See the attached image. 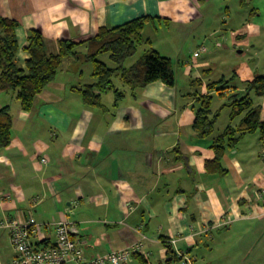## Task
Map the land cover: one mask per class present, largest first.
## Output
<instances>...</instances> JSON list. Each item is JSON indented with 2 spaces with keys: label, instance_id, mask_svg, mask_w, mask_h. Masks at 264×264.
Returning <instances> with one entry per match:
<instances>
[{
  "label": "crops",
  "instance_id": "1",
  "mask_svg": "<svg viewBox=\"0 0 264 264\" xmlns=\"http://www.w3.org/2000/svg\"><path fill=\"white\" fill-rule=\"evenodd\" d=\"M0 16L19 23L23 67L31 30L41 31L49 54L60 52L62 40L76 52L31 110L14 92H0V109L9 105L13 114L11 143L0 152V222L33 216L44 224L35 240L50 244L53 223L67 218L88 258L142 243L139 257L125 264H166L168 245L194 264H264V140L259 132L244 135L227 149L221 174L207 167L218 135L199 137L193 127L212 80L205 68L232 59L236 79L224 91L226 104L264 74V0H0ZM143 16L155 17L145 37L150 28L176 34L150 38L175 65L187 66L188 86L180 89L176 73L174 86L158 80L129 89L117 107L112 91L103 93L107 109L87 105L80 88L95 82L91 40L101 28ZM159 43L180 52H163ZM202 45L207 50L194 59ZM254 98L264 121V96ZM14 256L10 230L0 226V264Z\"/></svg>",
  "mask_w": 264,
  "mask_h": 264
},
{
  "label": "trees",
  "instance_id": "2",
  "mask_svg": "<svg viewBox=\"0 0 264 264\" xmlns=\"http://www.w3.org/2000/svg\"><path fill=\"white\" fill-rule=\"evenodd\" d=\"M155 17L143 16L128 20L114 28H101L98 35L91 40L92 50L87 59L93 63V76L95 82L80 88L84 102L91 107L107 109L103 93H114V107L126 98L127 92L145 88L155 81H163L169 86L176 83L175 63L172 58L161 54L152 46V40L144 36L148 23ZM18 21L0 16V92L12 91L20 101L21 108L31 110L35 99L47 86L54 81L66 56L76 54L75 44L62 40L60 52L49 54L46 41L39 30H31L27 50L30 58L26 67L18 60L19 42L16 35ZM150 45L144 54L132 65L127 66V60L133 57L140 45ZM110 54L114 66L99 58L102 54ZM119 77L122 86L115 82ZM236 79L235 75L230 80L225 78L211 83L208 87L216 89L219 95L234 86L231 84ZM201 82V80H198ZM218 83H223L218 87ZM246 93L236 96L231 95L230 102L224 104L231 108L229 124L225 130L214 140L212 147L216 157L207 162L210 171L224 174L227 170L222 164V159L229 148H234L240 139L249 133H260L264 140V121L261 119V108L256 104L254 97L264 96V74L256 73L252 81L245 82ZM134 93V92H133ZM212 94H202L199 98V107L196 111L194 130L199 137H209L215 131V126L221 115L219 111L213 112ZM241 117L238 127L232 122ZM13 114L9 105L0 109V152L12 140ZM171 242V241H170ZM43 243V242H42ZM169 253L172 258L166 264H174L180 259L172 246ZM138 251L133 253L137 255ZM139 257V255H137Z\"/></svg>",
  "mask_w": 264,
  "mask_h": 264
},
{
  "label": "built area",
  "instance_id": "3",
  "mask_svg": "<svg viewBox=\"0 0 264 264\" xmlns=\"http://www.w3.org/2000/svg\"><path fill=\"white\" fill-rule=\"evenodd\" d=\"M206 50L207 46L202 45L193 53L194 59ZM42 162L48 163V158L43 157ZM72 225L73 222L67 218L54 222L56 239L50 244H42L36 241L35 237L43 236V223L36 222L33 216L26 221L5 218L0 222V226L10 230L15 250L10 264H125L142 246V243H139L132 249L111 250L88 258L80 242L72 237ZM171 243L175 244L176 240ZM178 256L184 264H194V260L185 252H178Z\"/></svg>",
  "mask_w": 264,
  "mask_h": 264
},
{
  "label": "rangeland",
  "instance_id": "4",
  "mask_svg": "<svg viewBox=\"0 0 264 264\" xmlns=\"http://www.w3.org/2000/svg\"><path fill=\"white\" fill-rule=\"evenodd\" d=\"M149 31L150 32L145 33L146 38H149V39H151L150 37H154L155 40H160V38L161 39L167 38V37H170L171 35L172 36L175 35V37H176V34H174L173 31L172 32H169L168 30L157 31V29H154V28H150ZM152 43H153V40H152ZM149 46L150 45H146V44L140 45L138 52L133 57L128 59L127 65L134 64L144 54L145 50H147ZM157 47H160V49L163 52H166L168 54L170 53L171 55H174V56L178 55V53L180 52V49H181V48H179L177 50V49H171V48L169 49L168 47L164 48V44H162V43L157 44ZM237 51L238 50H236V52ZM251 52L252 51L247 50L246 54H251ZM99 58L101 60L107 62V63L110 62L109 54H104V55L102 54ZM231 60L232 59L229 57L220 58L217 62L218 64L215 65V67H217L215 69V72H212V68H215L214 66H210V67L205 68L208 70L207 72L212 79L209 84L217 82L223 78H225V80H230L233 77V75L229 76L231 63H232ZM89 66H91V64ZM262 66L264 67V61L262 63ZM175 71H177L175 73H177V82H178V86L180 87V89L187 87L189 84V80H188V77L186 75V73H188L187 66L185 64H182L181 66L180 65L178 66V64H176L175 65ZM223 85H224L223 83H218V85H216V86L218 88V87H222ZM228 85H231V84L229 83ZM207 88L209 89V91L205 94H212L214 96L213 102H212V107H211L213 112L219 111L221 108V115L218 118V121H217L216 126H215V131L213 134V136L214 135L219 136L225 130V128L231 123V120H230L231 110H229V108L227 109L224 106V104H226L225 101L227 100V98L224 97L225 95H219L218 91H216V89L211 90L209 87H207ZM213 90H214V93H211V91H213ZM176 263H174V264H176ZM137 264H144V263H142L138 259ZM179 264H181V263H179Z\"/></svg>",
  "mask_w": 264,
  "mask_h": 264
}]
</instances>
